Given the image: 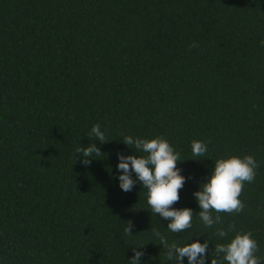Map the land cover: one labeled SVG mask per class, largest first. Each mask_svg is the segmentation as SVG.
I'll use <instances>...</instances> for the list:
<instances>
[{"label":"trees","instance_id":"trees-1","mask_svg":"<svg viewBox=\"0 0 264 264\" xmlns=\"http://www.w3.org/2000/svg\"><path fill=\"white\" fill-rule=\"evenodd\" d=\"M0 264H264V0H0Z\"/></svg>","mask_w":264,"mask_h":264}]
</instances>
